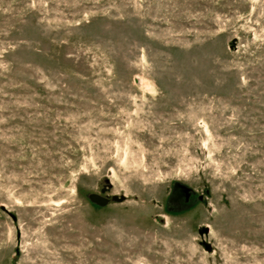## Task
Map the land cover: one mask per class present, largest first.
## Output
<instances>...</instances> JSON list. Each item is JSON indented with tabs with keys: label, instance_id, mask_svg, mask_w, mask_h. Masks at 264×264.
Instances as JSON below:
<instances>
[{
	"label": "rangeland",
	"instance_id": "obj_1",
	"mask_svg": "<svg viewBox=\"0 0 264 264\" xmlns=\"http://www.w3.org/2000/svg\"><path fill=\"white\" fill-rule=\"evenodd\" d=\"M0 264H264V0H0Z\"/></svg>",
	"mask_w": 264,
	"mask_h": 264
},
{
	"label": "water",
	"instance_id": "obj_2",
	"mask_svg": "<svg viewBox=\"0 0 264 264\" xmlns=\"http://www.w3.org/2000/svg\"><path fill=\"white\" fill-rule=\"evenodd\" d=\"M93 201L97 202V203H101V202H104V200H102L100 197L98 196H93L91 198ZM207 249H210L209 247H207Z\"/></svg>",
	"mask_w": 264,
	"mask_h": 264
}]
</instances>
